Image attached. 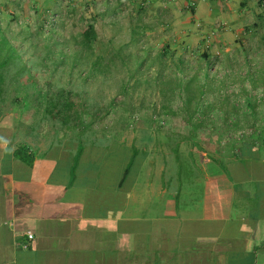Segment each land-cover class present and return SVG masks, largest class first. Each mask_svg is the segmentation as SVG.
<instances>
[{"label": "crops", "instance_id": "obj_1", "mask_svg": "<svg viewBox=\"0 0 264 264\" xmlns=\"http://www.w3.org/2000/svg\"><path fill=\"white\" fill-rule=\"evenodd\" d=\"M29 3L15 2L2 20L110 15L101 22L128 39L139 33L137 45L196 49L211 40L232 72L225 120L191 104L192 118L154 119L145 107L134 120L123 110L126 120L72 129L46 118L35 99L0 106V264H264V139L215 129L264 127V103L250 113L240 82L245 64L264 75V0ZM246 46L262 50L254 66L233 53ZM22 146L31 164L15 157Z\"/></svg>", "mask_w": 264, "mask_h": 264}, {"label": "trees", "instance_id": "obj_2", "mask_svg": "<svg viewBox=\"0 0 264 264\" xmlns=\"http://www.w3.org/2000/svg\"><path fill=\"white\" fill-rule=\"evenodd\" d=\"M126 34L127 40L120 45L109 40L111 47L101 49L98 46L104 43L89 19L66 38L58 34L53 22L49 27L42 22L32 28L16 17L4 24L0 20V106L7 101L20 103L14 94L21 90L26 98L35 99L46 118L62 125L71 123L72 129L81 120H105L117 96L122 99L115 103L130 116L135 111L144 113L146 107L154 119L163 116L173 120L182 113L192 118L196 111L190 108L195 104L206 105L202 115L215 110L225 120L232 72L229 63L211 58L206 49L169 44L156 47L144 41L137 45L142 36L133 32L128 39ZM133 47H137L136 52H132ZM245 65L247 71L240 82L251 80L252 86L264 89V81H256L249 64ZM112 86L115 96L108 98L107 90ZM245 93L247 108L254 114L256 105L249 104L252 96ZM177 100L183 106H177L176 112L172 104ZM250 133L264 139V127H250ZM26 150L17 148L15 157L24 156ZM22 159L31 164L30 156Z\"/></svg>", "mask_w": 264, "mask_h": 264}, {"label": "rangeland", "instance_id": "obj_3", "mask_svg": "<svg viewBox=\"0 0 264 264\" xmlns=\"http://www.w3.org/2000/svg\"><path fill=\"white\" fill-rule=\"evenodd\" d=\"M29 1L30 0H0V13L3 14V16L0 15V20L5 19L6 15H7L6 12L10 14V12H12V10H14V8L16 7L15 6V2H20V3H22V4H24L26 6V5H28ZM87 14H88V16H86V15L82 16V20H80L77 17L76 18L77 22L76 23H72V24L68 23V21H66V19H64V21H63V19L61 20L63 14H60V13L59 14L47 13L45 16H42L41 18L40 17L37 18L36 12H31V13H29V17H27V21H24L22 19V18L26 17V15L24 16V14H21L18 19H21L20 23H25L26 25H28V26H30L32 28H35L38 25V23H42V22H44L46 27H49L50 26V22H53L56 25V29H57L58 34H60L64 38H66V37H68L71 34V30L74 31V30H76L78 28H81L83 19L87 17L90 20V22L95 24V26L97 28V31L99 33V36H100V40L104 43V46H98L99 48H101V49L110 48L111 47L110 44L108 46V43H107V41L109 42V40H113V42L116 43V45H120V43L123 42L122 40L124 38H125L124 41L127 40V34H126V33H128L127 31H121L119 29H116V27L115 28L112 27V25H109L107 23L101 22L102 20L106 21L110 15L102 16L101 17L102 19L101 18H97L96 19V16H93L92 12L91 13H87ZM52 18H54L55 20L52 21ZM9 19H11V18L8 17V20ZM64 22H65V24H64ZM1 23L4 24L5 21L2 20ZM208 44L210 46H208ZM196 49L199 50V51H202V50H205V49L208 50V52L211 55V58H216V57L222 58V56L225 54L224 47H221V45L214 46L213 43L211 42V40L207 41V43L205 42L204 45H201V46L197 47ZM136 50H137V47H133L132 48V52H136ZM240 51L233 52V53H237V54L242 53V54L247 55L250 58H252V59H250L251 60L250 65H252V66H254L255 62L257 61V59L255 57V54L262 53L261 48H254V47H249V46L248 47L246 46L245 48H241ZM215 70H217L218 72L222 73V70L220 68H218V67H216ZM253 76L254 77L257 76L256 72L253 74ZM256 81L261 83V82L264 81V77L257 76V80ZM248 83H249V85H248ZM248 83H245V87L247 88V90L249 92V95L252 96V97L254 96L252 99L249 100V104L257 105V103H258V105H259L260 102L264 103V97H263L264 94H263L262 90H260V89L250 90V88L254 89L256 87L252 86V81L251 80H249ZM107 92H108V95H107L108 98H112V97L115 96L114 95L115 94V89H114L113 86L111 87V89H108ZM14 95L19 99L20 104H30L33 101L32 99H29L28 97L26 98L24 93L21 90H19V92L17 91ZM108 98L105 99L104 102H108V100H109ZM121 99H122L121 97H118V96L115 97V100H114V104L115 105L111 107L112 111L105 118L106 121L107 120H110V121L111 120H119L121 118L125 119V120L127 119V116L124 113L123 109L118 106L119 104L115 103L117 101L119 102ZM9 104H11V102H9V101H7L5 103V105H9ZM181 104H182V101L177 100L175 102V104H173V106H174V108L177 107V106L180 107ZM259 106H261V105H259ZM25 112H26V114H28L27 110ZM29 113H30V111H29ZM260 113L262 114L261 111L260 112L257 111V116L260 115ZM263 113H264V111H263ZM215 116L217 118L220 115L216 114ZM139 117H142V112H140L138 114V111H135L134 116H132L131 120H134V119L139 118ZM162 117L160 119H164V117L163 118ZM112 129H117V127L113 128L111 126V124H110V126L107 127V130L110 131ZM215 129H216V131L217 130L222 131V134L227 135V133H231L232 135H235V136H238V137H242V136L245 137V136L251 134L250 133V127H246V128H225V127L219 125V126L215 127ZM223 131H225V132H223ZM218 132L219 131H217L216 133H218ZM98 141H99L98 142L99 144H103V143L106 144V143L112 142L111 135L110 136H105L103 139H100Z\"/></svg>", "mask_w": 264, "mask_h": 264}, {"label": "built area", "instance_id": "obj_4", "mask_svg": "<svg viewBox=\"0 0 264 264\" xmlns=\"http://www.w3.org/2000/svg\"><path fill=\"white\" fill-rule=\"evenodd\" d=\"M54 20L55 19L52 18V21H54ZM25 235H26V240H28V241L32 240L33 236H32V234L30 232H27Z\"/></svg>", "mask_w": 264, "mask_h": 264}]
</instances>
